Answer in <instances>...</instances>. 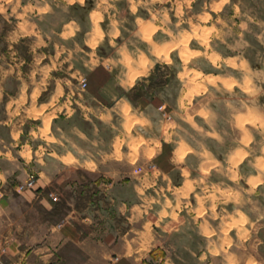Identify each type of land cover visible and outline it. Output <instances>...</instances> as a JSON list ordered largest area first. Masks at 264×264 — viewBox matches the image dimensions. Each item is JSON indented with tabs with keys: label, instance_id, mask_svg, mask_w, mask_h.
I'll return each mask as SVG.
<instances>
[{
	"label": "crops",
	"instance_id": "1",
	"mask_svg": "<svg viewBox=\"0 0 264 264\" xmlns=\"http://www.w3.org/2000/svg\"><path fill=\"white\" fill-rule=\"evenodd\" d=\"M31 5L17 6L10 31L28 40L27 68L23 56L0 61V264H84L68 248L118 255V264H176L169 255L182 237L192 253H225L226 235H238L225 231L228 214L243 213L252 232L264 224V103L254 100L264 94L263 9L126 0L100 10L104 26L93 9L81 42L78 19L54 31L51 61L67 54L75 68L49 87L54 67L36 62L51 35ZM95 37L112 52L87 57L81 87L77 63ZM151 162L156 170L135 172ZM31 175L35 185L20 189ZM157 251L165 259L149 262Z\"/></svg>",
	"mask_w": 264,
	"mask_h": 264
},
{
	"label": "rangeland",
	"instance_id": "2",
	"mask_svg": "<svg viewBox=\"0 0 264 264\" xmlns=\"http://www.w3.org/2000/svg\"><path fill=\"white\" fill-rule=\"evenodd\" d=\"M125 1L126 0H0V61H3L4 59L20 61L16 57L23 56L26 59L23 64V68H27V61L31 58V55L28 53V40L26 38L24 42L22 41V39H13L12 36H10V31L16 25L17 20L22 17L16 15L17 11H19L16 10L17 6L27 5L30 2L33 4L30 7H36V11H38L35 17L37 23L39 24V27L42 29L43 33H48L49 35H51V42L50 38L47 37V41H49L48 44L43 46L41 49L38 48L37 53L39 54L40 52L41 55L46 54L48 56H46L43 61L36 62V65L40 66L41 64H50L54 67L51 70V74L53 76H51L52 82L49 87L54 85V75L58 77L62 76L65 79H68L71 77L70 72H72L75 68V64L73 65L72 62L68 59L64 61H62V59L65 58L64 56L69 57V55L66 54L61 57V59H56V57L53 56V60L55 61H51V58L49 56L51 54H54L57 50L53 43L55 39L54 31L60 28L65 20L69 18L78 19L81 22L82 30L76 36V38L78 42H81L83 40V36H85V30L87 28L90 11H92L93 9L97 10L95 14H93L95 22H100V24L104 26V23L107 19V12H109V7L112 8L114 6H110V3L117 4L119 7H123L125 5ZM247 1H250V3L254 4L258 9L264 10V0ZM45 9H48V12H45ZM100 10H103L106 15L102 16L100 14L102 11ZM140 12L142 14L145 13L143 8L139 9L138 13L140 14ZM129 16L130 18H132L133 15L129 14ZM92 43L96 45V37L92 40ZM67 46L68 49H74L75 47V45L70 41L67 43ZM83 49L84 50L81 51L84 55L85 62L83 64L80 62L77 63L78 67L80 66L79 68H83V70L81 71L80 83L84 78L87 80L86 72L89 67V63L86 62L87 57L94 55V57H98V60H101L100 56L112 52V48L106 40H103L98 46H90L85 44ZM74 53L75 52H73V54ZM73 56L75 57V54ZM98 60L96 59V61ZM164 70L165 68H161V71ZM262 75L263 73L260 77V84L261 86H263L261 87V89L264 88V76ZM251 81L252 80L250 78L247 79L245 88L250 92H254L255 90H253L254 88H252L253 84H251ZM80 85L81 87L87 86H83L82 83ZM257 99L261 103H264V94L263 96H259V98H254V100ZM261 133V135H264V132ZM137 141L138 144H140L142 140ZM149 164L146 167H143L142 165L139 166H142L144 168L143 171H151L153 169L149 168ZM139 166L135 167L134 170L135 172L141 173L143 171L138 170ZM239 183L240 185L242 184L240 178ZM245 187L246 183L244 182L243 188ZM262 192H264V189ZM235 194V192H229L227 194L228 201L236 199ZM52 196L53 198H57V196L54 194H52ZM239 197L240 198L238 199L241 201V196L239 195ZM226 220L227 223L225 231L235 226V229L237 228L238 235H236V233L234 232H230L228 233V235H226L227 237L224 239V241L225 243H228L230 247L225 253H220L215 258H209L204 254L201 255L200 253H192L191 250L198 247H196V244L189 242L186 237H182L180 238V240H178V246H176V249H174V253L170 254L169 257H171L173 259L172 261H174L176 264H264V224L259 226V229L257 231H250L247 226L249 220H247L245 215L240 211L239 219L234 218L233 216L228 214ZM230 235H233L234 239ZM68 250L71 251V254L68 255L69 259L72 258V261H74L75 259H79V261H83L84 264H118L119 261L118 255H113L112 258H106V255L103 254L77 253V250L75 248H68ZM148 258L149 262H158L161 258L165 259V253L157 251V253L154 252L149 254Z\"/></svg>",
	"mask_w": 264,
	"mask_h": 264
},
{
	"label": "built area",
	"instance_id": "3",
	"mask_svg": "<svg viewBox=\"0 0 264 264\" xmlns=\"http://www.w3.org/2000/svg\"><path fill=\"white\" fill-rule=\"evenodd\" d=\"M81 83H82L83 86H86L87 85V80L84 78ZM161 108H162V106H161ZM149 168H151L153 170L154 169L156 170L157 169V164L156 163H150L149 164ZM143 169L144 168L142 166L138 167L139 171H143ZM34 183H35V177H34V175H32L26 182L21 183L19 185V188L20 189H24L26 187H32L34 185Z\"/></svg>",
	"mask_w": 264,
	"mask_h": 264
}]
</instances>
